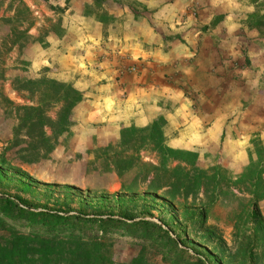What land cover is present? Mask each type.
I'll list each match as a JSON object with an SVG mask.
<instances>
[{"label": "crops", "instance_id": "crops-1", "mask_svg": "<svg viewBox=\"0 0 264 264\" xmlns=\"http://www.w3.org/2000/svg\"><path fill=\"white\" fill-rule=\"evenodd\" d=\"M134 1L140 21L133 12L123 38L107 43L103 24L76 10L85 24L70 27L60 48L27 51L33 67L57 66L84 93L71 132L109 144L123 128L164 116L172 147L241 172L252 142L264 147V29L246 23L256 8L248 0Z\"/></svg>", "mask_w": 264, "mask_h": 264}, {"label": "trees", "instance_id": "trees-1", "mask_svg": "<svg viewBox=\"0 0 264 264\" xmlns=\"http://www.w3.org/2000/svg\"><path fill=\"white\" fill-rule=\"evenodd\" d=\"M248 1L256 8L247 17L248 27L263 30L264 0ZM105 2L93 0L85 7L84 16L93 17L104 25L114 22L115 17L103 8ZM113 2L120 4L118 0ZM51 8L55 12L54 17L37 27L39 20L35 11L23 0H12L9 12L13 11V14L3 18L10 30L0 51L22 52L35 43L47 48L50 45L48 38L65 37L63 16L66 9ZM218 20H214L212 25ZM35 28L38 35L34 39L30 31ZM12 85L13 90L28 101L16 104L6 99L9 114H14L17 121L15 145L24 144L20 151L34 159H47L58 147L61 137L71 131L74 110L84 100V93L72 83L44 76L17 78ZM167 124L165 117L159 116L146 127L132 125L123 128L116 143L97 151V160H102L107 171L118 174L122 189L127 193H132L134 186L145 184L147 194L162 192V198L167 202L184 207L181 199L187 201L207 195L210 187L220 189L227 180L224 176L226 171L221 165L205 170L199 166V152L172 147L166 135ZM252 144L258 161L251 160L240 180L252 182L255 192L251 208L257 213L258 204L264 199V148L260 140H254ZM21 203L0 190V231L6 233H0V264H209L198 254H192L185 240L181 244L165 223L143 216L139 218L127 211L118 215L93 216L34 212L28 204ZM202 216L200 214L199 219ZM123 238L135 239L141 248L130 261L119 263L115 248L116 242ZM151 251L159 252L163 262H152L149 259Z\"/></svg>", "mask_w": 264, "mask_h": 264}, {"label": "rangeland", "instance_id": "rangeland-1", "mask_svg": "<svg viewBox=\"0 0 264 264\" xmlns=\"http://www.w3.org/2000/svg\"><path fill=\"white\" fill-rule=\"evenodd\" d=\"M23 1L35 11L39 20L37 27L54 17L55 12L51 6L66 9L63 16L66 35L61 39L48 38L50 45L47 48L35 43L22 52H6V49L0 51V190L9 194L15 202H25L34 212L53 211L60 214L82 213L93 216L118 215L127 211L139 218L143 216L163 225L165 223L171 234L178 236L181 244L185 240L189 251L206 259L209 264H264V199L258 204V212L254 213L251 207L255 188L250 180H240L247 167L241 172L224 167L227 180L220 189L210 187L207 195L187 201L181 199L185 204L181 207L175 202H167L162 198V192L148 195L145 184L134 186L132 193L124 191L118 174L107 171L102 160H97L98 150L116 142L104 144L98 136L90 135L85 139L70 131L61 137L58 147L47 159H34L20 151L24 144L15 145L17 140L14 128L17 121L14 114H9L10 107L6 99L16 104H25L28 101L13 90V80L37 79L44 76L74 85L72 81L62 77L63 72L57 66L42 69L33 67L32 58L27 51L34 47L40 51H46L50 46L60 48L62 43L58 42L67 40L70 27L85 24L78 16H74V11L80 10L84 15L85 7L93 3V0ZM118 1L120 4L117 5L128 8L131 13L118 11L113 0H106L103 8L115 17L114 22L103 24L102 34L107 43L112 39L127 36L130 16L135 13V17L137 14L140 17L139 14L142 13L141 5L137 1ZM11 2L12 0H0V46L10 30L3 18L13 14V11L9 12ZM84 17L98 22L93 17ZM92 21H88V29L95 31ZM37 35L36 28L30 31L32 38L35 39ZM75 125L74 121L73 127ZM252 148L249 162L252 159L256 162V148L253 145ZM216 165H221L218 158L206 156L199 159V166L205 170ZM200 214H203L201 219ZM0 233L6 234L5 231ZM140 248L141 244L135 239L118 240L115 248L117 261H130L138 254ZM149 259L156 263L163 262V256L159 252L151 251Z\"/></svg>", "mask_w": 264, "mask_h": 264}, {"label": "built area", "instance_id": "built-area-1", "mask_svg": "<svg viewBox=\"0 0 264 264\" xmlns=\"http://www.w3.org/2000/svg\"><path fill=\"white\" fill-rule=\"evenodd\" d=\"M136 70V69H135Z\"/></svg>", "mask_w": 264, "mask_h": 264}]
</instances>
